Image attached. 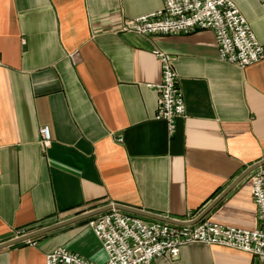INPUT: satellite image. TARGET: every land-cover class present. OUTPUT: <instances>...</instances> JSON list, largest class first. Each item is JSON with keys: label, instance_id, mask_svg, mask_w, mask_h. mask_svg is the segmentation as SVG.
Returning a JSON list of instances; mask_svg holds the SVG:
<instances>
[{"label": "crops", "instance_id": "crops-1", "mask_svg": "<svg viewBox=\"0 0 264 264\" xmlns=\"http://www.w3.org/2000/svg\"><path fill=\"white\" fill-rule=\"evenodd\" d=\"M233 2L264 46V3ZM162 7L163 0H0V244L110 204L192 221L264 160V59L244 69L221 61L209 30L122 31L125 20ZM154 51L174 58L184 96L173 134L154 118L152 86L162 80ZM42 127L50 131L46 147ZM91 219L1 249L0 264H44L60 247L104 264ZM202 221L255 230L250 175ZM155 264L261 263L192 244Z\"/></svg>", "mask_w": 264, "mask_h": 264}, {"label": "built area", "instance_id": "built-area-1", "mask_svg": "<svg viewBox=\"0 0 264 264\" xmlns=\"http://www.w3.org/2000/svg\"><path fill=\"white\" fill-rule=\"evenodd\" d=\"M201 30L213 32L221 61L244 69L264 59V46L233 0H163L159 11L125 20L122 26L123 32L139 36L186 35ZM153 55L162 71L161 83L152 86L157 93L154 118L166 122L173 134L176 120L186 114L184 96L174 70V58L161 51H154ZM40 137L46 147L51 140L48 127L40 129ZM250 181L258 220V227L252 231L209 221L180 227L116 210L92 218L88 226L106 254L104 264H155L161 256L175 260L184 246L192 244L242 251L264 264L263 169L252 172ZM44 264L96 263L60 247L46 255Z\"/></svg>", "mask_w": 264, "mask_h": 264}, {"label": "water", "instance_id": "water-1", "mask_svg": "<svg viewBox=\"0 0 264 264\" xmlns=\"http://www.w3.org/2000/svg\"><path fill=\"white\" fill-rule=\"evenodd\" d=\"M264 166V160L252 165L251 167H249L248 169H246L233 183H231V185H229L216 199H214L194 220L192 221H188V222H184V221H179V220H175V219H171L168 217H164V216H160V215H155L152 213H148L145 211H141V210H137V209H132L129 207H125L122 205H117V204H110V205H106L94 210H91L89 212L83 213L79 216H76L74 218L71 219H67L64 221H61L59 223L44 227L42 229H39L37 231L22 235L18 238L12 239L10 241L4 242L0 244V250L7 248V247H11L20 243H24V242H28L31 241L32 239H35L39 236H42L44 234L50 233L52 231H55L57 229L63 228L67 225L76 223L78 221H82V220H86V219H90L93 218L95 216L104 214L106 212H109L111 210H116V211H120V212H124L127 214H131V215H135V216H139L142 218H147V219H151V220H155V221H159V222H163V223H167V224H171V225H176V226H180V227H188V226H192L194 224L199 223L200 221H202V219L235 187L237 186L241 181H243L247 176H249L252 172H254L255 170L262 168Z\"/></svg>", "mask_w": 264, "mask_h": 264}, {"label": "rangeland", "instance_id": "rangeland-1", "mask_svg": "<svg viewBox=\"0 0 264 264\" xmlns=\"http://www.w3.org/2000/svg\"><path fill=\"white\" fill-rule=\"evenodd\" d=\"M251 175V174H250ZM27 244H32V245H34V244H36L35 242H26Z\"/></svg>", "mask_w": 264, "mask_h": 264}]
</instances>
